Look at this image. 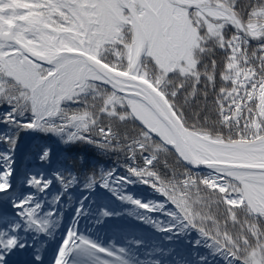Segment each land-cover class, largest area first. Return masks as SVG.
Returning a JSON list of instances; mask_svg holds the SVG:
<instances>
[{
	"label": "snow or ice",
	"instance_id": "snow-or-ice-1",
	"mask_svg": "<svg viewBox=\"0 0 264 264\" xmlns=\"http://www.w3.org/2000/svg\"><path fill=\"white\" fill-rule=\"evenodd\" d=\"M0 203V264H264V0H0Z\"/></svg>",
	"mask_w": 264,
	"mask_h": 264
},
{
	"label": "trees",
	"instance_id": "trees-1",
	"mask_svg": "<svg viewBox=\"0 0 264 264\" xmlns=\"http://www.w3.org/2000/svg\"><path fill=\"white\" fill-rule=\"evenodd\" d=\"M32 136V141L30 144V148L25 154V160L23 161V164L21 165V172L24 170L25 167L31 168L33 167L36 163V157L37 153L42 149L43 147H48L52 150V153L55 157H60L61 159L65 156L68 157H75L79 155H83L85 160L89 162V167L92 164L97 165V168L103 167L105 170L111 169L113 167H116L118 170L119 174H124V171L122 168L119 167L118 165V154H111L109 156H100L96 153V151L91 148L90 146H64L59 143V141L55 137L51 136H44V135H31ZM25 140V135H21L19 143L17 145L16 149V164L18 162L17 159V153L19 151V147L23 145V142ZM167 163L172 166L174 164V160L169 157L167 158ZM15 164V165H16ZM69 164V161H65V165L67 166ZM164 157L161 158V162L157 165L158 169L160 170L161 174L163 175L165 173L164 169ZM73 171H79L78 166H72ZM130 191L135 192L137 195H144L148 196L149 195V189L146 186H138L136 188H130ZM99 192H103V189H98ZM154 199H161L158 196L152 197ZM114 199V198H113ZM117 207V210L124 211L127 208H130L132 206L130 205H120L119 201L115 202ZM156 215V214H153ZM70 218V214L66 213L65 214V220L64 222L67 223ZM131 227L136 229L137 231L144 232L146 235L150 237H157L159 238L162 234L154 232V230L148 226V225H143L140 222L125 216H122L120 218H112L109 223H108V228L109 230H112L114 227ZM85 224L82 221L81 222V230H84ZM60 233H58L59 235ZM57 235V236H58ZM54 240V239H53ZM168 246H176V247H183L182 244H176L175 242L172 245Z\"/></svg>",
	"mask_w": 264,
	"mask_h": 264
},
{
	"label": "water",
	"instance_id": "water-1",
	"mask_svg": "<svg viewBox=\"0 0 264 264\" xmlns=\"http://www.w3.org/2000/svg\"><path fill=\"white\" fill-rule=\"evenodd\" d=\"M26 142H27V146H29L30 142H31V136L30 135H26Z\"/></svg>",
	"mask_w": 264,
	"mask_h": 264
}]
</instances>
